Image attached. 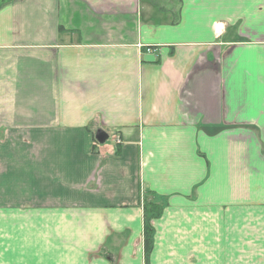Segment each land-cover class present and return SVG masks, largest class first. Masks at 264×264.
I'll list each match as a JSON object with an SVG mask.
<instances>
[{
    "label": "crops",
    "instance_id": "obj_1",
    "mask_svg": "<svg viewBox=\"0 0 264 264\" xmlns=\"http://www.w3.org/2000/svg\"><path fill=\"white\" fill-rule=\"evenodd\" d=\"M0 264H264V0H0Z\"/></svg>",
    "mask_w": 264,
    "mask_h": 264
},
{
    "label": "trees",
    "instance_id": "obj_2",
    "mask_svg": "<svg viewBox=\"0 0 264 264\" xmlns=\"http://www.w3.org/2000/svg\"><path fill=\"white\" fill-rule=\"evenodd\" d=\"M151 194L149 192L144 193V195ZM143 225H144V246H145V254L151 248V236L153 227L151 222L160 214L162 210V204L156 203L153 201L143 200Z\"/></svg>",
    "mask_w": 264,
    "mask_h": 264
},
{
    "label": "water",
    "instance_id": "obj_3",
    "mask_svg": "<svg viewBox=\"0 0 264 264\" xmlns=\"http://www.w3.org/2000/svg\"><path fill=\"white\" fill-rule=\"evenodd\" d=\"M96 140L99 141L100 143H103L107 136L105 133H98L96 136H95Z\"/></svg>",
    "mask_w": 264,
    "mask_h": 264
},
{
    "label": "built area",
    "instance_id": "obj_4",
    "mask_svg": "<svg viewBox=\"0 0 264 264\" xmlns=\"http://www.w3.org/2000/svg\"><path fill=\"white\" fill-rule=\"evenodd\" d=\"M147 51H149V49H147ZM116 142L118 143L119 141H118V140H116Z\"/></svg>",
    "mask_w": 264,
    "mask_h": 264
},
{
    "label": "rangeland",
    "instance_id": "obj_5",
    "mask_svg": "<svg viewBox=\"0 0 264 264\" xmlns=\"http://www.w3.org/2000/svg\"><path fill=\"white\" fill-rule=\"evenodd\" d=\"M107 142H109V141H107Z\"/></svg>",
    "mask_w": 264,
    "mask_h": 264
}]
</instances>
